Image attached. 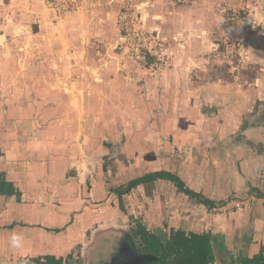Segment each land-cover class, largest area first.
<instances>
[{"label": "crops", "instance_id": "1", "mask_svg": "<svg viewBox=\"0 0 264 264\" xmlns=\"http://www.w3.org/2000/svg\"><path fill=\"white\" fill-rule=\"evenodd\" d=\"M255 4L264 1L134 0L161 56L146 66L118 54L123 0H81L59 23L45 0L20 2L12 26L0 21V176L13 188L0 195V264H80L90 246L131 230L151 244L206 237L215 264L262 253L264 77L213 49L217 37L250 38L222 28L226 9L264 24ZM258 37L252 56L264 55ZM251 195L240 211L219 210Z\"/></svg>", "mask_w": 264, "mask_h": 264}, {"label": "built area", "instance_id": "2", "mask_svg": "<svg viewBox=\"0 0 264 264\" xmlns=\"http://www.w3.org/2000/svg\"><path fill=\"white\" fill-rule=\"evenodd\" d=\"M81 0H45L48 13L54 22H62ZM187 0H171L174 5H181ZM134 0H123V6L117 17L120 33L118 51L122 58L146 66L151 57L156 56V47L151 34L137 24L135 19ZM248 15L242 11H233L225 17L228 27L238 31L250 29ZM160 55V54H159ZM257 196L251 195L247 199L226 202L220 211H240Z\"/></svg>", "mask_w": 264, "mask_h": 264}, {"label": "rangeland", "instance_id": "3", "mask_svg": "<svg viewBox=\"0 0 264 264\" xmlns=\"http://www.w3.org/2000/svg\"><path fill=\"white\" fill-rule=\"evenodd\" d=\"M27 1H28V4H31V2H32V0H0V21L3 20V21L6 22L7 25L12 26L13 25V15H15L16 13H18V11L16 10L18 4L20 2H23V3H26L27 4ZM45 6H46V3H45ZM46 8H47V6H46ZM253 8L255 9V12H257V10L264 11V4L261 5V6L255 4V5H253ZM247 10L246 9L245 10H240V12L244 11L248 15L247 18H248L249 24H250V29L249 30H246V31H238V30L231 29L230 27L227 26V24L225 22V17L229 13H231L233 11H238V10H232V9L231 10H227L226 9L225 11H222L221 24L220 25L222 26V28H224L226 30H229L231 32L234 31V32H244L245 34L248 33V35H249L250 38H246L245 40H244V38L235 39V40L234 39H231L230 41L232 43H230V41L226 40L225 38H222L221 41H219V39L217 37L216 40L214 39L215 40L214 43H216V44L214 45V48L213 49H215V52H219L220 54H221L222 51H224V53H225V51L229 50L230 53L229 54L226 53V56L230 57L231 61L233 59L235 62H239L241 64L244 63L245 65L247 64V65H251V66H254V65L258 66L259 68H261V70H260V74H261L260 75V78H263L264 77V55L262 53H257V54H254L252 56L253 49L251 48V46L254 43L258 44L257 41L255 40V37L258 40V38H259L258 36H261V35L264 36V24L259 25L257 23L256 19L252 16V15H254V11L253 10H249V12H248ZM0 31L1 32H4L5 30L3 29V30H0ZM118 31H119V29H118ZM119 35H120V33H119ZM23 42H25V41H23ZM26 44H28V41H26ZM118 54H119L120 58H122V56H121V54H120L119 51H118ZM226 56H220L217 59H219L221 61V60L224 59L223 57L226 58ZM158 57L160 58L161 56L156 51V56L154 58L156 59ZM252 59H254V63H253V60ZM122 60L129 61V60H125L123 58H122ZM129 62H131V61H129ZM161 62H162V60L159 61L158 63L155 61V62H153L152 64H150L147 67H150V68H154V66H157L158 68L164 67V63L166 61H164L162 64H161ZM155 70H156V68H155ZM249 71L246 70V75H250ZM239 89L240 90L241 89L242 90H245L246 88L239 87ZM251 89H253V88H251ZM255 89H257V88H255ZM259 89H261V88H259ZM262 89L264 90L263 87H262ZM26 90H27V88H25V92L28 93ZM8 91H10L9 92L10 95H13L15 93L14 92L15 91V88L14 87H11L10 90H8ZM8 96H6V97H8ZM26 97L27 96L22 95V98H26ZM257 97H258V94L256 95V99H258ZM244 99L246 101H244L245 105H242V108H245L246 107V109H247L246 111L251 110L252 109L251 108L252 105L250 106V104H252V102H249L250 101V98H244ZM261 99L264 100V98H261ZM233 100H234L233 98L230 99V103L231 104L233 103ZM126 186L127 185L121 186L119 189L120 190H123V189L125 190L127 188ZM142 238H143V240L145 242H148V237L146 238V236H143ZM205 243L206 244H209V243H211V241L210 240H207V242L205 241ZM211 249H212L213 261H214V259H215L214 249L212 247H211Z\"/></svg>", "mask_w": 264, "mask_h": 264}, {"label": "trees", "instance_id": "4", "mask_svg": "<svg viewBox=\"0 0 264 264\" xmlns=\"http://www.w3.org/2000/svg\"><path fill=\"white\" fill-rule=\"evenodd\" d=\"M154 177L164 178L175 184L176 188L189 196L191 199H199L196 194L185 189L182 183L173 175L169 174H155ZM146 178H139L130 182L124 192H118L119 197L128 193L131 189L144 183ZM13 192L11 184L6 183L0 176V195H8ZM203 205L208 206L209 203L206 200H199ZM206 237H193L188 239L181 233H177L172 241H170L166 247L163 255V264H208L213 261V254L211 246L205 243ZM174 256V259L170 257ZM54 263V262H53ZM242 264H264V249L259 256L253 258L249 262Z\"/></svg>", "mask_w": 264, "mask_h": 264}, {"label": "flooded vegetation", "instance_id": "5", "mask_svg": "<svg viewBox=\"0 0 264 264\" xmlns=\"http://www.w3.org/2000/svg\"><path fill=\"white\" fill-rule=\"evenodd\" d=\"M131 230V229H129ZM126 239H120L114 246L108 264H163L166 244L145 242L136 231H128ZM174 259V256L170 257ZM208 264H215L214 261Z\"/></svg>", "mask_w": 264, "mask_h": 264}, {"label": "water", "instance_id": "6", "mask_svg": "<svg viewBox=\"0 0 264 264\" xmlns=\"http://www.w3.org/2000/svg\"><path fill=\"white\" fill-rule=\"evenodd\" d=\"M123 238L121 234L105 236L104 239L102 238L94 246L92 245L86 250L85 256L80 262L82 264H108L110 255L114 251V246Z\"/></svg>", "mask_w": 264, "mask_h": 264}, {"label": "clouds", "instance_id": "7", "mask_svg": "<svg viewBox=\"0 0 264 264\" xmlns=\"http://www.w3.org/2000/svg\"><path fill=\"white\" fill-rule=\"evenodd\" d=\"M10 242L12 247L14 248L22 247L23 236L19 233L14 232L10 238Z\"/></svg>", "mask_w": 264, "mask_h": 264}]
</instances>
